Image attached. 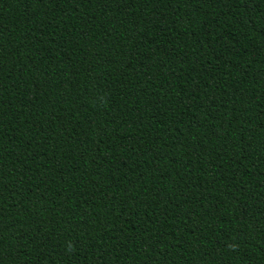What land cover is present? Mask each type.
<instances>
[{
  "label": "trees",
  "instance_id": "obj_1",
  "mask_svg": "<svg viewBox=\"0 0 264 264\" xmlns=\"http://www.w3.org/2000/svg\"><path fill=\"white\" fill-rule=\"evenodd\" d=\"M0 264H264V0H0Z\"/></svg>",
  "mask_w": 264,
  "mask_h": 264
}]
</instances>
